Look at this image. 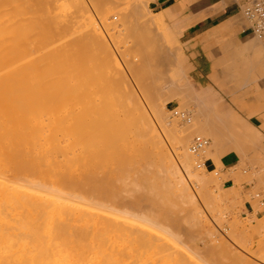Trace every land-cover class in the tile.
Listing matches in <instances>:
<instances>
[{"label": "bare ground", "instance_id": "obj_1", "mask_svg": "<svg viewBox=\"0 0 264 264\" xmlns=\"http://www.w3.org/2000/svg\"><path fill=\"white\" fill-rule=\"evenodd\" d=\"M59 1L40 0L44 4H50L49 8L44 7V12L51 8L55 16L64 13L62 2ZM93 1L95 5L97 1ZM25 2L24 0H0V264H181L166 250L164 240L167 238L177 241L189 240L195 236L183 228H181L183 230L174 231V229L181 227L177 224L179 221L177 216L179 215L175 210L174 214L170 212L173 214L170 227L167 228V225H164L163 221L166 220L162 211L164 193L157 190L152 196L148 194V180L150 178L148 176L150 173L147 176L146 172H150L152 163L150 164L148 161V168H141L144 170L143 172L136 170L137 173H143L142 175L138 174L139 179L136 178L137 180H135L129 176L130 180L128 179L125 191H116L118 186L115 177L117 176L113 173L117 174L115 172H118L116 170L118 165L112 156L105 157L104 147L112 141L111 146L116 145V139L119 137L127 138L134 133L136 140H138L140 137L137 132L142 129V133L147 135L148 140L154 146L156 165H159L161 170L166 172L173 186L177 184L175 186L180 188L177 197L181 203L187 204V207H191L189 210L192 209L194 212L197 211H195L196 203L193 195L183 180L177 179L178 175L182 172L195 185H199V190L202 188L203 192L201 190L200 192L204 193V198L210 199L219 195L222 181L225 180L224 176H218L219 172L215 171L209 174L202 166L201 173L196 172L197 169L194 170L192 155L190 156V152H188V142L185 138L176 139L177 151L170 157L171 154L166 153L163 147L162 139L158 138L154 131L149 128L150 126L144 125L145 121H143L142 126L140 124L130 125L129 122H125L120 128L116 100L120 95L130 94L132 90L122 82L125 81V76H119L120 73L121 75L124 74L120 70L118 73L115 67L114 53L112 54V51L105 44L100 43V40L94 50L102 61L103 67L99 63V68L98 64V66L93 64V68L91 67L92 64L88 66L84 63L70 70L69 68L72 67L74 61L81 59L80 56H84L88 48L85 49L80 46L72 51L68 47L69 44L66 47L65 44L70 41L69 38L67 41L65 40L70 35L69 33L61 34V32L57 33L56 30L53 33L51 29H48L50 31H46L47 33H44L45 31L41 33V30L38 31L40 34L37 33L38 29L36 30V28H43L42 24L45 26L44 22L47 20L39 23L40 26L38 23L34 24L38 20L35 18L38 17L36 15L33 18L35 20H31L32 17L23 20L24 7L26 8L25 13L29 14V9L27 10L29 0H25ZM33 2L35 4V0ZM104 2L108 1L105 0ZM36 3L40 7L39 1ZM103 3L102 5L106 4ZM22 4H24L23 7ZM32 7L33 4L29 8L32 9ZM138 7L140 6L138 5ZM69 8L71 11L73 4ZM95 8L101 11L100 8L97 9V6ZM130 8L136 9V7ZM35 9L37 10L36 7ZM132 9L131 13L135 14L136 11ZM36 10L30 11L33 16V12ZM67 11H65L67 15L71 13ZM129 11L125 13V19L127 13H130ZM48 12L50 11L48 10ZM119 15L123 16V14ZM135 15H132L134 19H136ZM101 16H106V14ZM41 17L43 16L41 15ZM59 17L56 18L58 19L57 22L53 19L58 25L65 20L64 15ZM82 19L79 18L78 20ZM92 19L91 22L94 21ZM125 19L122 20L125 22ZM26 20H31L29 22L33 21V23H26V26L23 24L25 26V30H23L22 22L25 23ZM59 20L61 21L58 22ZM78 20H76L77 23ZM139 21L138 23H140ZM66 22L68 23V21ZM115 22H118L117 18ZM131 22L129 21V23ZM126 24L125 26H128V23ZM34 25L37 27L35 28ZM58 25L54 26L58 28ZM123 26L121 27L123 28ZM132 26H128V28ZM140 26L141 35L131 34L129 30L128 37L130 40L133 38V41H130L132 43H129L132 44L131 46L126 43L128 40L121 38L122 42L126 41L125 46L128 49L122 48L126 51L130 48L131 54L132 52H137L136 55L141 53L138 58L142 61L150 57L146 64L148 67V62L157 56L154 54L153 57L150 54L148 56L147 51H144L151 41L146 36L148 33L143 34L145 27L143 29ZM26 27L29 28L26 29ZM121 27L120 29H122ZM137 27L138 25L133 29H138ZM32 28H35V30L33 29L34 32H32ZM133 29L131 30L134 31ZM113 30L115 29L113 28ZM24 31L26 38H24ZM124 32L120 34H124ZM70 33L72 35V32ZM93 34L91 33L90 36L96 43L100 39V34L94 33V31ZM140 36L146 41L139 38ZM136 37H138L137 40ZM23 39H26L25 44ZM115 45L113 48L114 50L118 49L116 52L122 51V55H120L122 58L125 53L128 55L130 50L128 52L119 50V46H116L117 49H115ZM76 50L77 53H75ZM156 50L154 53H157ZM73 53L76 55L72 56ZM131 54H129V61L132 60ZM96 59L98 60V58ZM69 60H73V63ZM132 62L134 64L136 60L135 62L132 60ZM139 62L137 60L136 66L143 65L141 61ZM142 65L139 67L142 68ZM95 67L98 69H96L97 73L99 71L104 72L100 68H106L108 72L105 71V75L101 73L97 75L96 71V74L94 73ZM127 73L129 74V72ZM71 94L74 96L72 97ZM105 126L109 128L106 132L103 129ZM136 126L138 130H136ZM249 135L254 139L255 133ZM183 137L186 136L183 135ZM216 144L217 142L214 144L215 153L212 150L213 152L209 151L210 153L207 152L206 154L212 155L211 158L214 159L219 170L220 155L226 152L222 151L223 149H220ZM118 149L122 150V147L118 145ZM128 163L130 164L128 166L131 167L132 163ZM213 174L217 176L214 177ZM153 177L152 181L155 182L151 183L153 184L151 189L156 190V188H160V184ZM257 183L259 186L260 184L263 186L264 180ZM210 184L213 185L211 190L207 189ZM131 187L134 188V191H129ZM230 190L233 193L234 189L231 188ZM150 198H157L153 207L149 204ZM149 209L159 213L155 220V240L150 239L153 231L148 228ZM215 211L217 210L215 209ZM186 212L190 214L188 210ZM196 214L192 215L193 220L200 223V218H197ZM220 221H218L219 225ZM235 221L232 224L227 223L228 229L233 228L231 235L237 240V243L242 245L241 247L238 244L241 247L239 249L251 253V255L254 254L253 257H256V261H248L240 252L235 250L236 248L232 250L230 246L229 259L235 263L239 261L240 264H264V219L260 222H263L262 224H256L254 227L248 225L249 223ZM204 235L211 239L210 235ZM252 235L259 237L256 244L250 241ZM249 244L250 247H248ZM226 249L228 250V248ZM209 250L212 252L211 249Z\"/></svg>", "mask_w": 264, "mask_h": 264}, {"label": "rangeland", "instance_id": "obj_2", "mask_svg": "<svg viewBox=\"0 0 264 264\" xmlns=\"http://www.w3.org/2000/svg\"><path fill=\"white\" fill-rule=\"evenodd\" d=\"M33 1L34 0H29V2H31V3L27 2V4L29 5V6H27L28 7L27 10L29 9L28 10L29 14L27 13L28 17L26 18L27 14L25 13V11H26L25 0H24L25 11L23 10V13L22 12L21 13H22V15L25 14L24 15L25 17L22 16L23 20L28 19V18L31 19V17H32L31 20H35V19H33L35 17V15L38 16V17H35L38 20L36 21V23L34 22V24L38 23V26H40L39 23L41 24V23H43L42 21L47 20L46 22H44L46 27L44 26V24H42L43 28H45L46 30L43 28L37 27V25L36 26L34 25L35 28L37 27L36 30L38 29L37 33H39L40 30H41V33H42V31H45L44 33H47L46 31H48V32L50 31L48 29H51L52 30L51 32L56 30L57 33L61 32V34L69 33L70 35L65 39L66 41L68 38L70 39V41L65 44L66 47L68 46L67 44H69L70 46H68V47H70V49L72 51H74L73 49H76L80 46H81V48H85V49L88 48L86 50V54L84 56L83 55L80 56L81 59L79 58L78 61L75 60L73 63V60L76 59L74 57H72V58H74L73 60H69V61H72V63L75 65L74 66L71 63L72 65L71 64L70 65L72 67L70 66L71 67V68H69L70 70H73L74 68H76V66H78V65L80 66L81 64H84V63L88 66H89V64L90 65L92 64L91 67H93L94 65L96 66L98 63L100 65H102V61H100L99 56L97 55V53L94 50V47L97 46V43L99 44L100 40H101L100 43L105 44L112 51V54L114 53L113 58L115 59V62H116L115 67L117 68V71L120 70V72H122V74H124V75H121V73H120L119 76L120 77L125 76L124 77L125 81H122V82L127 87L131 88V90H132L131 93L129 92L130 94L126 93L125 95L124 94L120 95L118 97V99L116 100V109L119 111L118 124H119L120 128L125 122H129L130 125H132V124L133 125L134 124L139 125L140 124V126H142V123H144L143 121H145L144 125L148 126V127L150 126L149 128L154 131V133L158 136V138L160 140L162 139L161 142L163 143V147L165 148L166 153H168L169 155L171 154L170 157H172L174 155V153L177 151V148H176V145H177L176 139L177 138H182V139L185 138L186 139V141L188 142V152H190L189 146H190V143H191V140L193 139V137L202 136V137L209 140L208 146L203 151V154H201L199 157H195L191 153H189V154H190V156L192 155L194 157L193 158L191 156L192 161L194 163L193 164L194 168H195L194 170L197 169L196 172L199 171V173H201V171H202L201 170L202 167L197 168V166H196L197 163L201 164L202 162L205 161V167L204 168L209 172V174H212V172L215 171V172H219L217 174L218 176H221V177L224 176L223 178L225 180L222 181V188L220 190L219 195L213 199L204 198V196H203L204 193L203 194L201 193V192H203V190H201L202 188L200 189L201 190V192H200L199 185L196 184L197 185L196 186L194 184V182H192V180L190 178H188L186 175H184L182 172L178 175V178H177L178 180H179V178L182 179L184 184L187 186V188L192 193L193 198H194L195 203H196L195 204L196 205L195 211H197V212H194L192 209L189 210L191 207L190 208H189V206L187 207L186 206L187 204L185 205V204L181 203L180 199H178V197H177L178 196V190L180 188H178V186H175L177 184H175L173 186V184H171L166 172L162 171L159 165L158 166L156 165V163H155L156 160L154 158V146L148 140L147 135L142 133V129H140L137 132L138 136L140 137V138H138V140H136V136L134 133L136 131L134 130V132L132 131L134 134H132L131 136H129L127 138L126 137H121V138L119 137L118 139H116L115 140V141H117L116 145L111 146L113 144V141H112L109 143V145H106L104 147L105 157L107 158V156H112V158L115 160V162L118 165V166H116V170H118V172H115L117 174L113 173V175L118 177V178L115 177L117 179V186H118L116 191H120V192L125 191L127 189L126 185L128 184V181L130 180V178H134L135 180L139 179L138 174L142 175L143 173H140V172L144 171V170H141V168L142 169L148 168V165H147L148 161L150 162V164L152 163V166L150 167L151 168L150 172L149 171L146 172L147 176L150 173L149 174L150 176H148V178L150 177L148 180V194H151V196H152V194L155 193L154 191H157V190L158 191L160 190V193L161 192L164 193L165 198L163 200L164 201L163 207L161 205L163 215L166 218V220L163 221L164 225H167V228L170 227L172 220H173L172 215L176 211V213L179 215V216H177L175 214L177 216V219L179 218L178 219L179 221L177 220L178 221L177 224L180 225L181 227L174 229V231H179L181 228H183L184 230H187L188 232L190 231L189 233H192V235L195 236L189 240H178L177 241V240H170L168 238H167V240H164L166 250H168V252H170L169 254L172 255V257L174 259L179 260L177 262L178 263L180 262L181 264H237L239 261L237 263H235L229 259L228 253L231 251L230 250V247H231L232 250H234L236 248L235 250L237 252H240L245 257V259H247L248 261L249 260L254 261L256 258V257H253V256H255L254 254L251 255V253H246V252L242 251L241 249H239L242 247V245L237 243V240H235V238L231 235V233L233 234V232H231L233 230V228L228 229L229 228L228 224L229 223L232 224L233 222H236L235 220H237V221L239 220L240 223H246V224L249 223L248 225H250L252 227L256 226V224H262L263 223V222L262 223H260V222H261V220L263 221L264 218L260 217V215H258V213H260V211L262 210L259 201L261 198H264V185L262 186L260 184V186H261L260 187L259 183H257V182H259V181L263 182V180H264L263 179L264 178V157H262V155L258 154V151H260V149H261L260 147H257V146L252 147V145H255V143H256L257 134L255 133V136L253 139L250 137V135H249L250 133L246 134V133L240 132V130H238V128L234 124L227 125L226 121L220 120L215 115V113L211 109L210 105L206 104L203 101L198 102L192 98L193 95H192L191 91L188 89V87L186 86L185 83H181L182 81L180 80V77L178 76V73H177V67L180 66V64H181V61L179 58L180 51H179L178 47L175 46L174 44H171L170 42L164 41L163 36H162V26H161L160 16L154 15V13H155L154 6L151 3L153 0H116V1L115 0L114 1L113 0H110V1L106 0L108 2H104L105 0H95V1H97V2H95V5L93 4V2H94L93 0L92 1L91 0H71V1L69 0V2H68V0H62V1L60 0L59 2L60 3L62 2V6L64 7V9H63L64 13L63 14L61 13V15L62 16L64 15L63 18L65 20H63V22L61 20H59L58 22L61 21V24H59V25L55 22H57V20H58L56 18H58L59 16L61 17V15H56L57 16L56 17L55 14L52 13L51 8L48 9L50 12H48V10H46V12H44L45 11L44 7L49 8L50 4L47 5V4H44V2H40V0H37V1H39L38 4L40 5V7H38L36 5L37 1L35 0V4ZM103 2L106 4L102 5ZM96 3H97V5H96ZM111 3H113V5H111ZM126 3H128V4H126ZM31 4H33L32 9L36 10L35 9V7H36L37 8L36 11H39L40 13L34 11L33 12L34 16H33L32 12H30V11H32V9L29 8ZM72 4H73V8H75V9L71 8L72 10L70 11L69 7ZM124 4H126V5H124ZM41 5H42V7H41ZM45 5H47V6H45ZM138 5L140 7H138ZM23 6H24V4H22V7ZM83 6H84V8H83ZM96 6H97V9L100 8L101 11L96 10V8H95ZM102 6H104V7H102ZM119 6L122 8H120ZM107 7H110V8H107ZM127 7H129V9H127ZM130 7H136V9L135 8L132 9ZM103 8L104 9L106 8V9L104 10ZM131 9L136 11V13H135L136 15L131 13ZM66 10H68L67 11L68 13H69V11L71 13H69L67 15L65 13ZM102 10H104L103 11L104 13L102 12ZM112 10H115V11L113 12ZM127 10L128 11L130 10L129 12L131 14L127 13V17L125 19V13L128 12ZM137 10H138V12H137ZM72 11H74L75 13ZM44 13L45 14L49 13L50 14V15L48 14L49 18L47 15L45 16ZM105 14L107 17L101 16V15H105ZM119 14H123V16L119 15ZM41 15L43 17H41ZM132 15H135L136 19H134V17ZM53 16H55V17L53 18ZM65 16H68L70 18H67V17L65 18ZM73 17H75V18L73 19ZM85 17H86V19H85ZM115 17L117 18L118 22H115V20H116ZM39 18L41 21L39 20ZM79 18L80 19L83 18L82 19L83 21L82 20L79 21L78 20ZM98 18H101V19H98ZM53 19H55V22ZM66 19H68V20H66ZM91 19L94 20V21H92L93 23L91 22ZM122 19H125L126 21L124 22ZM31 20H28V21L26 20L27 22L24 21L25 23L22 22V25L23 24L25 25L26 23H29V24L33 23V21L31 23L29 22ZM76 20H78L79 22L77 23ZM121 20L123 21V24H122ZM131 20H132V22H131ZM66 21H68V23ZM129 21L133 24V26L131 23H129ZM134 21H135V23H134ZM138 21L140 23H138ZM51 23L53 24V26L51 25ZM126 23H128V26H132V27L128 28V26H125V25H127ZM136 23L138 25V27H137L138 29H133V28H136V26H137ZM46 24H48V25H46ZM24 25L22 26V27H24L23 30H25V26L27 24L25 26ZM54 25L55 26L58 25V28H56ZM120 25L121 26L124 25L123 28ZM29 26H31V25H29ZM59 26H60V28H59ZM139 26H140V28L142 27L143 29L145 27L144 30L143 29H141V30L144 31L143 34H145V35L148 33L146 36H148V38H149L148 40L151 41L149 45L146 44L148 46H147L146 50H144V51L145 52L147 51L146 53L148 56H149V54L152 55V57H153V54H154V56H157V57H155V59L153 58L155 61L151 59L153 61V63H152V61L148 62L149 68L147 67L146 64H147L148 58H150V57H148L146 55L148 58L146 60L143 59L145 61H142V59L140 60V58H138V57L141 53L139 55H136L135 53H137V52H132V54H131L132 50H130V48H129L130 51L129 50L126 51V49H128L125 46L126 41L122 42V40H121V38H123L124 40L125 39L128 40V42H126L127 44L132 43L130 41H133V38H132V40H130V38L128 37V34H130V33L131 34H137L136 36L141 35L140 33L142 31L140 32ZM47 27H49V28H47ZM67 27H68V29H67ZM94 27L96 30L94 29ZM120 27L122 29H120ZM163 27H164V25H163ZM27 28H29V27H26V29ZM35 28H32L31 30H33V29L35 30ZM113 28L115 30H113ZM70 29H71V31H70ZM131 29H133L134 31H132ZM34 30L32 32H34ZM92 30L94 31V33L100 34L99 35L100 39L98 40V42L96 41V43L92 39V36H90L91 33H92V35H94ZM27 31L30 32V30H27ZM115 31H116V33H114ZM70 32H72L73 36L71 35ZM122 32H124V34H120ZM132 32H134V33H132ZM135 32H137V33H135ZM53 33H55V32H53ZM116 34H118L119 36ZM109 36L111 39L109 38ZM131 37H133V36H131ZM143 37H145V36L143 35ZM24 38H26V32L24 34ZM137 38L138 37H136V40H137ZM139 38H141V36ZM23 40H24L23 42L25 44L26 39H23ZM91 40H93V41H91ZM110 40H111L112 44L110 43ZM143 40H144V38H143ZM88 41H89V43H88ZM144 41H146V40H144ZM256 41L260 45V48H261L262 52L264 53V49L262 47L261 42H259L258 40H256ZM81 42H83V43H81ZM113 42L114 43L116 42L115 43L116 45ZM93 43H95V44H93ZM77 44H80V45H77ZM85 44L86 45L88 44L89 46L88 45L86 46ZM113 45H115L114 47L119 46L118 47L119 50L121 49V50H124L126 52L129 51L128 55H126L127 53L124 52L125 54L123 55L124 57L122 58V56H120V55H122L121 54L122 51H119L120 53L116 52V51H118V49L116 47L115 49H117V50H114ZM152 46H153V48L151 49ZM122 47H126V49H123ZM155 49H157L156 52L158 53V55H157V53H154ZM148 50H149V52H148ZM152 50H153V52H152ZM75 53H77V50ZM75 53H73L72 56H74ZM129 54L132 55L131 58L134 62H135V60H136V62L138 60V62L141 61V63H143V65L140 64V65H142V68H140L141 66L139 64L138 65L140 67L136 66V62L134 63L135 64L134 65L131 59H130L131 61H129V58H130ZM89 55H91V56H89ZM126 57H127V59H125ZM96 58H98L99 61ZM80 61H82V62H80ZM96 61H97V63H96ZM120 61H123V62H120ZM122 63H124V64H122ZM150 64H151V66H150ZM100 65L98 66V68L100 67ZM118 65H119V67H117ZM101 67H103V65ZM96 69L97 68L95 67L94 73H95ZM139 69L142 71H140ZM100 70H102V72L103 71L108 72V70H106V68H100ZM104 72L101 73L99 71V73L105 75ZM127 72H129V74ZM96 73H97V71H96ZM99 73H97V75H100ZM118 73H119V71H118ZM141 75H142V77H140ZM143 75H145V77H143ZM88 78H90V77H88ZM150 78H151V80H150ZM145 80H147V81L149 80V81L147 82ZM153 81H155V82H153ZM143 87H145V88H143ZM73 93H75V92H73ZM73 96L74 95H72V97ZM174 107L176 108L177 111L188 112L190 114V117H191V122L190 123H184V122L180 121L178 118L174 117L172 112H171V109H173ZM136 128H137V126H136ZM136 128H134V129H136ZM243 128H246V127L243 126ZM103 129H104V132H106L109 128H108V126H105ZM132 130H133V128H132ZM136 130H138V128ZM183 130H186V131H183ZM183 135L186 137H183ZM104 137H105V135H104ZM215 142H217L216 145H218V147H220V149H223L222 151L226 152L225 154L228 155V158L231 161L230 164H223L221 159L224 157L225 154L220 155L221 159L220 158L219 159H220L221 165H220L219 170H218V168H219L218 165H216L214 159L211 158L212 155L209 154L210 155L209 156L208 154H206L207 152L212 151V150H214V153H215V148H214ZM118 145H119V147H122V150L118 149ZM115 146H117V147H115ZM263 151H264V149H263ZM205 155H207L209 157H207ZM213 155H216V154H213ZM128 162L132 163L131 167H129L130 164ZM137 169L140 171L139 173H137L138 172V171H136ZM213 175H214V177L217 176L215 174H213ZM129 176H130V178H129ZM153 176L157 179V182H158V184H160L159 187L161 189L160 188H156V190L151 189V186L153 185L151 183L155 182V181H152ZM155 178H154V180H155ZM176 182H177V180H176ZM231 188L234 189L233 193L230 190ZM207 189H210V190L213 189V185L212 184L208 185ZM150 190H151V192H150ZM235 190H237V191H235ZM129 191H134V188H132V187L129 188ZM235 194L236 195L238 194V195L236 196ZM155 202H157V198H152V199L150 198L149 204H151L152 207L154 206ZM185 206H186V208H185ZM215 209L217 211H215ZM187 210L189 211L190 214H188L186 212ZM251 210H252V212H251ZM170 212H172L173 214ZM191 212L193 214L199 213V214H196V216H197V218H200V220L198 219L200 223L193 220V216H192L193 214ZM158 214L159 213L153 209L148 210V228L153 231V232L151 231L152 234L150 235L151 240H155V232H154L155 228H156L155 220H156ZM175 215H174V217H175ZM217 218H218V220H217ZM218 221H220V225H219ZM221 226L223 229L221 228ZM183 229H181V230H183ZM209 232H211V233L209 234ZM202 233L208 234V236L210 235L211 236L210 238L212 239V241H211V239H209V237L207 238V235L203 236ZM215 234H217V235H215ZM250 238H251L250 241L253 244H256L259 241V237L257 235H252V236H250ZM215 245H216V247H215ZM248 247H250V244L248 245ZM226 248H228L229 251ZM209 249H211L212 252H210ZM242 249L244 250V248H242ZM246 251H247V249H246ZM176 254L180 256V257L178 256L179 259H178V257L176 258V256H177ZM240 263H238V264H240Z\"/></svg>", "mask_w": 264, "mask_h": 264}, {"label": "crops", "instance_id": "obj_3", "mask_svg": "<svg viewBox=\"0 0 264 264\" xmlns=\"http://www.w3.org/2000/svg\"><path fill=\"white\" fill-rule=\"evenodd\" d=\"M151 3L154 15L160 16L164 41L180 51L177 73L192 98L210 105L227 125L256 133L252 147H260L258 154L264 157V53L239 4L235 0ZM225 155L222 163L230 164ZM258 215L264 218V210Z\"/></svg>", "mask_w": 264, "mask_h": 264}, {"label": "built area", "instance_id": "obj_4", "mask_svg": "<svg viewBox=\"0 0 264 264\" xmlns=\"http://www.w3.org/2000/svg\"><path fill=\"white\" fill-rule=\"evenodd\" d=\"M239 4L240 10L244 18L249 22L250 30L253 36L262 44L264 49V0H235ZM174 117L184 123H190L191 117L188 112L177 111L176 108L171 109ZM209 144V140L202 136H195L191 140L189 151L195 157L203 154V151ZM197 168L205 167V161L197 163ZM260 206L264 210V198L260 199Z\"/></svg>", "mask_w": 264, "mask_h": 264}]
</instances>
